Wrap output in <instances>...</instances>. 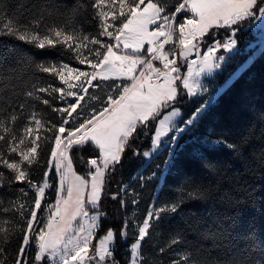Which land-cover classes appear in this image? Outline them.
<instances>
[{
    "label": "snow or ice",
    "instance_id": "obj_1",
    "mask_svg": "<svg viewBox=\"0 0 264 264\" xmlns=\"http://www.w3.org/2000/svg\"><path fill=\"white\" fill-rule=\"evenodd\" d=\"M23 7L21 4L12 12L5 0H0V37L36 50L57 49L91 71L63 62H33L21 51L15 56L17 64L53 77L59 85L32 83L17 92L10 83L12 77L0 80V189L26 185L34 193L26 201L24 197L29 192L20 187L16 189V199L10 200L8 207H0V212L13 211L24 222L23 226L9 228L12 222L0 219V264H7L5 245L17 231L21 235L13 264H29L28 250L33 243L32 264H120L115 259L114 246L118 236L127 239L128 221L119 233L108 229L97 244L92 243L103 215L99 209L106 174L115 170L125 150L151 122L156 123L151 150L140 153L133 149V155L151 159L162 144L175 143L179 134L190 130L209 101L196 108L189 119L181 120L184 127L175 123L180 115L176 104L183 96L191 99L207 91L198 78L221 68L225 57L216 54L220 49L233 51L237 44L234 26L245 20H264V0H174L172 4L169 0H76L67 12L60 13L65 17L62 23L47 21L51 9L42 7L28 17L21 10ZM222 28L230 30L228 39L214 41L201 54L199 48L205 37L211 39L212 30ZM166 45L172 47L166 50ZM7 52L13 53L14 48ZM192 55L196 59L189 60ZM181 58L187 61L188 68L183 76L178 65ZM7 59V54L0 55V62ZM109 80L120 83L110 86L98 112L93 109L83 118L81 113L88 104L100 99L90 95V89L109 87L105 83ZM69 97L73 99L69 101ZM38 105L56 116L45 119L46 113ZM78 108L81 112H77ZM166 109L170 110L158 119ZM22 119L24 122L18 127ZM76 120L80 123L75 124ZM42 144L50 145L48 166L54 167L60 177L55 203L46 207H42L46 190L53 187L49 171L44 172L40 183L31 179V169L40 164ZM86 145L97 155L85 161L88 172L81 176L73 168L72 152ZM193 195L189 193L190 197ZM3 203L0 199V205ZM125 203L121 200L122 206ZM179 208L180 202L175 201L148 209L133 229L128 264H152L143 248L151 239L153 225L158 226ZM90 209L95 210L94 215H90ZM40 211L47 213L44 221L38 219ZM78 218L82 222L76 223ZM181 243L182 236L176 233L157 253L163 255L172 250L169 255L174 252L178 258L169 264H203L188 251L177 252L176 246Z\"/></svg>",
    "mask_w": 264,
    "mask_h": 264
},
{
    "label": "trees",
    "instance_id": "obj_2",
    "mask_svg": "<svg viewBox=\"0 0 264 264\" xmlns=\"http://www.w3.org/2000/svg\"><path fill=\"white\" fill-rule=\"evenodd\" d=\"M5 2L12 12H16L22 4L24 7L21 10L28 17L42 7L51 9L52 15L46 17L47 21L62 23L65 17L60 13L67 12L76 0ZM173 2L174 0H169V4ZM252 22L253 20H245L234 26L237 29L235 37L240 52L231 55L217 75L221 82L227 80L252 54L248 46L255 36L247 26ZM88 27L91 28V25ZM229 35L230 30L213 29L211 39L205 37L201 44L205 49L212 40H224ZM17 45L19 47H14ZM10 48H14L13 53L7 52ZM21 51L33 62H64L88 68L57 49L36 50L20 45V42L8 37H0V55H8L6 61L0 62V80L12 77L10 83L17 92H22L25 86L30 87L32 83L46 85L54 80L46 74L35 72L32 67L17 64L15 56ZM224 53L223 49L219 50L220 55ZM178 63L180 71L186 68L183 60L179 59ZM105 83L109 87L90 89V93L104 100L111 90L110 86L120 81L109 80ZM206 98V95L191 99L183 96L176 104L181 109L179 124L182 125L181 120L189 119ZM37 107L46 113L45 119L56 116L43 105ZM169 110H164L158 119ZM23 122V119L18 121L17 126H22ZM155 127L156 123L151 122L149 128L143 130L139 138L132 142V147L125 150L122 161L115 166V170L106 174L99 209L103 215L99 229L95 232L93 245L98 243L108 229L119 233L125 221H128L127 239L123 240L118 236L114 246L115 259L120 264H128V248L134 240L133 229L136 222L145 218L151 205L178 201L179 211L170 214L158 226L154 224L151 239L144 245V255L152 264H161V261L169 264L171 259L178 258L174 252L169 255L172 250L163 255L157 253V249L163 247L176 233L182 236V243L176 246V251H188L203 264H264V48L255 54L216 100L205 108L195 124L189 126L190 130L180 135L173 151L172 147L166 145L149 161L142 155H133V149L140 153L151 149ZM220 140L225 143H219ZM49 148L50 145L42 144L40 164L31 169V179L40 183L44 172L50 170V180L57 186V173L54 167L49 169L48 166ZM96 155L90 145L74 149L72 160L75 171L86 176L88 168L85 161ZM170 155L168 170L164 172L163 168ZM141 176L144 177L143 180L140 179ZM20 187H25L29 192L28 196H34L26 185L0 189V199L4 202L0 207H8L9 201L19 195L16 189ZM189 193L194 195L190 197ZM113 195L117 198L112 199ZM26 198L28 199L24 197L25 200ZM121 200L126 202L124 206L121 205ZM133 200L138 203L133 204ZM0 219L10 220L12 223L8 225L9 228L23 226L24 223L13 211L0 212ZM20 235V232H15L10 238L11 242L5 245L7 264H13ZM30 249L28 256L32 264L35 249Z\"/></svg>",
    "mask_w": 264,
    "mask_h": 264
},
{
    "label": "rangeland",
    "instance_id": "obj_3",
    "mask_svg": "<svg viewBox=\"0 0 264 264\" xmlns=\"http://www.w3.org/2000/svg\"><path fill=\"white\" fill-rule=\"evenodd\" d=\"M253 23H254V21H253ZM248 27H250L249 26V24L247 25ZM252 30H253V34H254V36H255V38L250 42V44H249V48H250V50H252V54L249 56V58L238 68V70H236L227 80H225L224 82H221L220 81V78H218L217 77V75L221 72V70L223 69V67H224V65L228 62V60L230 59V56L231 55H233V54H235V53H237V52H240V50H239V44H238V41H237V44H236V46H235V48L233 49V51L232 52H225L224 54H222L224 57H225V59H224V61L223 62H221V68H220V70L218 71V72H213L212 73V75H208V74H202L198 79L200 80V82L202 83V84H204L205 85V87L207 88V91L206 92H204V93H202V94H198L197 96H201V95H206L207 96V98H206V101H209V103H208V106L212 103V102H214L215 100H216V98H217V96L221 93V91H223L226 87H227V85L237 76V74L243 69V68H245V66L246 65H248L249 64V62H251V60L253 59V57L255 56V54H257V53H259V51L261 50V49H263L264 48V24L263 23H259V24H257V25H253V26H251L250 27ZM236 40H237V38L236 37H234ZM227 39H224V40H221L220 39V41L222 42V41H226ZM214 40H212L211 42H213ZM147 46V45H146ZM145 46V47H146ZM200 52L204 49H202V46H200ZM217 54V53H216ZM218 55V54H217ZM219 56V55H218ZM64 63V62H63ZM159 64V63H158ZM70 66H73V67H76V68H79V69H81V70H85V71H91V69H89V68H81V67H77V66H74V65H72V64H70ZM195 67V66H194ZM187 71H188V68L186 67L184 70H182V71H180V74L183 76V75H186L187 74ZM215 73V74H214ZM195 78V77H194ZM54 79V78H53ZM125 83H128V81H124ZM52 83H55V84H57V85H59V81L58 80H53L52 81ZM95 83V82H94ZM61 87H63V85H60ZM90 95H94V93L92 94V93H90ZM96 95V94H95ZM209 98H211L210 100H209ZM69 99V101H71L73 98L72 97H69L68 98ZM87 99V98H86ZM104 100H106V99H104ZM104 100H101V97H100V99L99 100H95V101H91L89 104H88V107L87 108H85L84 110H83V112L81 113V116L83 117V118H87V116H88V114H89V112L91 111V110H93V109H95L97 112L104 106V104H103V101ZM83 103V102H82ZM207 106V107H208ZM206 107V108H207ZM179 110H180V115L178 116V117H176L175 118V123H176V125L178 126V127H184L185 125L184 124H179V118H180V116H181V109L180 108H178ZM77 112H81V109H77ZM167 113V112H166ZM165 113V114H166ZM164 114V115H165ZM74 115H75V113H74ZM80 123V120H76L75 121V124H79ZM69 126H72V125H69ZM66 127H68V126H66ZM180 135L181 134H179V136H178V138L180 137ZM178 138H177V140H176V142L175 143H167V144H162L161 145V147H160V149L157 151V152H154L153 154H152V156H151V158L155 155V154H157L163 147H165L166 145H168L169 147H172L171 148V150L173 151V148L175 147V145H176V143H177V141H178ZM165 140H167V138H164ZM151 150V149H150ZM149 151V150H148ZM171 155H172V153H171ZM171 155H170V157H169V159H168V161H167V164L164 166V168H163V171L164 172H166L167 170H168V167H169V163H170V160H171ZM150 159H147V161H149ZM74 168V167H73ZM55 169V168H54ZM75 170V169H74ZM49 171V177H48V179H49V183L51 184V185H53V187H50L49 189H47L46 190V199H45V201L43 202V205H42V207H46L48 204H54L55 203V199H56V189L58 188V186H59V181H60V177H59V175L57 174V176H58V184H57V186H55V184H54V182L52 181V179L50 180V170H48ZM77 173V172H76ZM78 174V173H77ZM78 175H80V174H78ZM54 177H56V174L54 175ZM33 195H31V196H28V199L26 198V201H30L31 200V197H32ZM154 205H151V207H153ZM150 207V208H151ZM95 214V211H91L90 210V215H94ZM25 215H27V213H25ZM46 215H47V213L45 212V211H40V212H38V219L40 220V221H44V219L46 218ZM100 218H101V216H100ZM100 218H99V221H98V223H100ZM78 222H82L81 221V219L80 218H78V221L76 222V223H78ZM84 223H85V226H87V222H86V219L83 221ZM140 222L138 221V222H136V224H139ZM135 224V225H136ZM41 226H42V224H41ZM30 249V248H29ZM35 249V243H33L32 245H31V249H30V251H33ZM29 251V250H28ZM28 259H29V256H28ZM29 264H30V262H29Z\"/></svg>",
    "mask_w": 264,
    "mask_h": 264
},
{
    "label": "crops",
    "instance_id": "obj_4",
    "mask_svg": "<svg viewBox=\"0 0 264 264\" xmlns=\"http://www.w3.org/2000/svg\"><path fill=\"white\" fill-rule=\"evenodd\" d=\"M253 21H254V23L252 22L251 24H249V26H250V25L253 26L254 24L257 25V24H259V23H263V24H264V20H261V19H255V20H253ZM251 26H250V27H251ZM200 46H202V49H203V45L200 44ZM205 50H206V49H203V50L201 51V54H203L204 52H206ZM199 51H200V49H199ZM217 54L220 55V54H219V51L217 52ZM190 57H191V56H189V59H190ZM181 60H183V59L181 58ZM178 61H179V59H178ZM183 61L185 62L186 67H187V61H185V60H183ZM197 64H199V61L197 62ZM178 65H179V63H178ZM219 70H220V69H218L216 72H218ZM216 72H215V73H216ZM215 73H214V74H215ZM211 75H212V74H211Z\"/></svg>",
    "mask_w": 264,
    "mask_h": 264
},
{
    "label": "built area",
    "instance_id": "obj_5",
    "mask_svg": "<svg viewBox=\"0 0 264 264\" xmlns=\"http://www.w3.org/2000/svg\"><path fill=\"white\" fill-rule=\"evenodd\" d=\"M225 39H228V37H226ZM216 40H219L220 41V38H217V39H215L214 41H216ZM214 41L213 42H210L209 44H208V46H210L212 43H214ZM222 42H224V41H222ZM208 46H207V48H208ZM166 47V50H168V49H170L172 46L171 45H166L165 46ZM221 50V49H220ZM205 51H207V49L205 50ZM191 59H196V57L194 56V55H192L191 57H190V59L189 60H191ZM199 60H197V62H198ZM157 66H160L159 64H158V62L156 63V62H154Z\"/></svg>",
    "mask_w": 264,
    "mask_h": 264
}]
</instances>
